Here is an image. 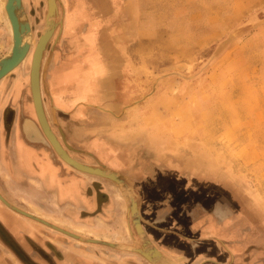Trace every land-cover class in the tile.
<instances>
[{"label":"rangeland","instance_id":"374dc122","mask_svg":"<svg viewBox=\"0 0 264 264\" xmlns=\"http://www.w3.org/2000/svg\"><path fill=\"white\" fill-rule=\"evenodd\" d=\"M2 1L0 16L11 34ZM32 5L29 11L33 14ZM45 5L46 17L47 0ZM36 6L40 7V3ZM73 9L75 13H71ZM45 17L42 21V17L37 16L38 23L41 21L37 26V20L32 18L35 39L43 30ZM57 17L64 23L60 49L63 45L69 49L75 39L81 42L85 39L107 46L115 45L113 40H117L121 46L130 44L135 45V49L145 50L136 55L135 64L128 66L134 90L129 96L131 106L126 115L129 119L123 121L124 113L116 111L112 116L110 111L93 107L86 118L87 130L91 131L90 135L105 141L118 140L120 132L124 136L129 133L128 140L133 142L129 148L134 147L135 152L130 153L134 156L126 161L135 162V159L152 156L158 151L162 154L145 157V162L150 163L145 167L146 172L151 173L148 176L142 171L137 176L131 175L125 168L127 163L124 167L118 161L121 166L117 168L126 179L125 191H121L129 205L119 192H115L124 201H120L121 207L113 208L110 204L108 209L112 211L102 218L120 214L121 218L126 216L148 222L158 216L169 221L175 217L185 225L197 208L210 202L209 192L213 188L207 184L217 182L242 186L248 199L264 209V0H58ZM61 24L57 22L44 55L58 38L57 27ZM10 48L11 45L6 53ZM56 50L57 44L53 52ZM51 61L52 55L46 60L43 57L45 80L41 83L44 104L49 109L52 101L45 82L48 71L55 70L58 64V61L52 62L51 66ZM29 62L28 56L27 61L19 65L21 74L18 78L12 79L9 73L7 78L0 80L2 126L5 125L4 106L8 102H11L9 105L17 102L14 100L20 97L22 87L26 98L31 97ZM121 65L120 81L127 71L123 69L127 64ZM11 80H14V93L10 89ZM116 99L123 97L118 95ZM6 124L8 128L13 121ZM124 124L127 127H118ZM122 140L128 142L126 138ZM145 150L147 153L143 152ZM83 160L94 162L93 166L102 163L89 156ZM96 178V185L103 187L109 182L113 187H119L108 178L98 175ZM91 191H94L93 187ZM213 192L217 194V190ZM97 195L101 205L112 199L99 189ZM11 210L15 216L25 215L15 208ZM101 211L100 206L78 215L72 212L71 216L93 218ZM127 218L130 232L131 223ZM18 219L24 221V229L14 231V234L0 224V264H59L61 254L49 240L39 241L32 236L34 231H27L26 221L37 220ZM9 220L15 227L17 222ZM38 224L45 230H53L51 232L57 230L43 222ZM162 224L168 225L166 221ZM149 230V234H155V228ZM57 231L58 239H69L68 234ZM41 237H45L44 234ZM79 241L83 245L89 243Z\"/></svg>","mask_w":264,"mask_h":264},{"label":"crops","instance_id":"0c3cea01","mask_svg":"<svg viewBox=\"0 0 264 264\" xmlns=\"http://www.w3.org/2000/svg\"><path fill=\"white\" fill-rule=\"evenodd\" d=\"M22 2L32 26H34V18L37 20L35 26L41 22L38 23V15L42 17V21L44 20L46 0H27L28 4L26 0ZM38 2L40 7L36 6ZM31 5L35 9L33 14L32 10L29 11ZM75 12L76 10L73 9L71 13ZM59 21L57 17L58 24L62 23L57 27L59 36L49 50L52 62L55 64L58 61V64L55 70L48 71L45 82L52 101L50 109L45 106L47 117L61 143L70 146H66L70 155L90 165L94 162L84 161L83 158L89 156L94 160H102V163H99L101 166L119 172L118 161L124 155L119 154V149H123L127 144L128 147L133 145V142L130 143L128 140L129 133L126 132L124 136L123 132H120L118 136L119 139L126 138L128 142L122 139L105 141L89 134L91 131L87 130L89 126L86 118L88 111L93 107L110 111L112 116L118 111L124 113L126 117L131 106L129 96L134 93L129 67L132 63L135 64L136 55L144 53L145 50L135 49V45L130 44L121 46L117 40L116 42L113 40L115 45L107 46L92 44L85 39L82 42L75 39L69 49L64 45L60 49V42L63 43L60 38L64 35V23L62 18ZM0 26V52L4 50L0 57L2 58L7 47L11 45V34L1 16ZM56 44L57 50L53 52ZM123 62L127 64L123 68L127 71H124L120 81L118 78ZM17 71H21L20 66L10 72L12 79L18 76H16ZM22 88L24 95V87ZM118 95L123 99L117 100ZM11 107L16 108L13 124H9L7 128L0 122L2 193L11 205L24 207L23 210L32 215L47 219L66 230L80 234L79 236L104 239L101 240L102 242H89L83 245L77 239H70L73 238L71 235L68 236V240L58 239L55 235L57 230L54 232L45 230L38 224L40 222L38 220L35 223L26 222L28 233L30 230L34 231L31 234L39 241L48 239L61 254V258H58L59 264H154L136 250L143 248L145 239L176 264H264V209L253 203L252 209L244 208L240 196H236L241 202L237 203L229 196V191L234 193L236 188L233 189L225 182L207 184V187L216 186L222 192V198L228 197V200L237 204L232 207V203H227L228 210H225L209 202L197 208L192 218H187L185 225L175 217L170 218V221L161 216L154 220L150 218L148 222L143 221L144 237L142 238L130 218L127 219L129 224L131 223V233L126 218H121L120 214L116 215V218H102L106 212L112 211L108 209L110 204L113 208L121 207L120 201L124 199L126 205H129L121 188L113 187L109 182L103 184V187L96 185L97 175L81 172L63 162L45 137L31 102L21 106L11 105ZM26 119L34 126L33 137L26 132ZM128 119L126 117L123 121ZM118 127L127 126L124 124ZM154 153L162 154L161 151ZM92 187L94 191H91ZM97 189L104 191L112 199L101 205ZM115 192H119L123 199ZM11 205L7 204V207L12 209ZM100 206L102 211L95 218H82L84 219L82 220L71 216L72 212L78 215L83 211L96 210ZM256 212L259 215H256ZM165 221L168 223L167 227L162 226ZM151 227L155 228V234H149L148 229ZM23 229V227L17 228L15 231L21 232ZM43 234L45 237H41ZM105 240L111 241L116 246L103 243ZM124 246L128 247L122 248Z\"/></svg>","mask_w":264,"mask_h":264},{"label":"water","instance_id":"95a60500","mask_svg":"<svg viewBox=\"0 0 264 264\" xmlns=\"http://www.w3.org/2000/svg\"><path fill=\"white\" fill-rule=\"evenodd\" d=\"M6 10L8 12L9 18L12 23L14 37H13V45L11 49L2 58H0V66H1L0 67V80L6 77L24 59V57L26 56L28 52V46H29L28 44H30V41H29L30 36H32L30 21L24 9L22 0H6ZM38 122L48 142L53 147L55 152L62 158V160H64L65 162H67L68 164H70L71 166H73L74 168L82 172L108 178L109 180L117 184L121 188L122 191H125V185H126L125 180L126 179L119 172L107 166H93V165L81 162L77 160L76 158H74L72 155H70L66 149L64 153L59 152V150H57V147L54 145L53 137H51L49 133L45 130V127H44L43 122L41 121V118L38 119ZM0 198L6 204L11 205L10 202L4 196H2L1 193H0ZM11 206L17 209L18 211H21L23 214L29 217H32L40 222H43L51 226L52 228H55L65 234L71 235L72 237H78V238L80 237L79 235L69 230H66L52 222L37 218L34 215L24 210H20L13 205ZM132 220H133L134 227L139 233V236L143 238L144 229L142 226V222L138 218H132ZM83 238L84 237H81V239L85 241V239ZM86 242L94 243V242H100V241H96V240H92L88 238ZM103 243H106L111 246H116L115 244L109 243V242H103ZM126 247L128 246H124L122 248H126ZM136 250L139 251L141 254H143L146 258H148L154 264H176L172 259H170L166 255L161 253L158 249H156V247L153 246L151 242L147 239H145V244H143V248H136Z\"/></svg>","mask_w":264,"mask_h":264},{"label":"bare ground","instance_id":"6f19581e","mask_svg":"<svg viewBox=\"0 0 264 264\" xmlns=\"http://www.w3.org/2000/svg\"><path fill=\"white\" fill-rule=\"evenodd\" d=\"M1 4L4 7V9L6 10V0L2 1ZM6 14H7L8 26H9L11 34H12L11 35L12 36L11 47H12L14 31H13L12 23H11V20L9 18L7 10H6ZM57 15H58V2H57V0H47V13H46V17H45L43 30L39 34L38 38L35 39V37H34V29H33V26L31 25V22H30L32 36H30V39H29L30 44H28L29 45L28 46V52H27L26 56L24 57V59L20 62V64H22L23 62H26L27 59H28V56H29V61H30L29 62L30 63L29 64L30 65V69H29V87H30V94H31L30 98L33 101V107L35 109L37 118L38 119L41 118V121L44 124L45 130L49 133V135L51 137H53V142H54V145L57 147V150H59V152L64 153L65 149L67 150V148L61 143V141L59 140L58 136L55 135L56 133L53 130V128H52V126H51V124L49 122V119L47 117L45 106H44L43 93H42V84H41L42 80H45V67L43 68V64H42L43 63L44 52H45V50L47 48V45H48V42H49L50 38L54 34V31H55V28H56V23H57ZM47 62L49 64V60ZM42 69H43V71H42ZM25 124H26L25 125L26 132L31 137H33V133H34L33 128H34V126L31 125V122L29 120H27ZM66 146L70 147L68 145H66ZM65 163L68 164L67 162H65ZM71 167H73V166H71ZM94 170H96V169H94ZM142 226H143V222H142ZM75 234H77V233H75ZM81 237H82V235L79 238L78 237H75V238L81 240L80 239ZM88 238L92 239V240H96V241L104 240V239L91 238V237H86V238L84 237L83 239H85V241H87ZM107 241L108 240H105L104 242H107ZM108 242L111 243L110 241H108Z\"/></svg>","mask_w":264,"mask_h":264},{"label":"flooded vegetation","instance_id":"af4514ba","mask_svg":"<svg viewBox=\"0 0 264 264\" xmlns=\"http://www.w3.org/2000/svg\"><path fill=\"white\" fill-rule=\"evenodd\" d=\"M26 4H28V2H27V0H26ZM36 36V35H35ZM44 58H45V60H46V58L47 59H50V53H49V51H47L46 52V55H44ZM51 63H52V61H51ZM21 74V71H17V73H16V76L18 75H20ZM18 76L16 77V78H18ZM15 78V79H16ZM20 78V77H19ZM14 79V80H15ZM24 79V78H23ZM13 80V81H14ZM13 85V82L11 83V87H10V89L12 90V92L14 93V90H15V86L13 87L12 86ZM26 94L24 93V95H23V88H21V95H20V97L19 98H16V100H14V101H17L16 103H14V102H12V105L14 106V105H18V106H21V105H24V104H26L25 103V101L27 100L28 102L30 101L31 103H32V101L30 100V98L29 99H27L26 98V96H25ZM25 96V97H24ZM15 99V98H14ZM43 100H44V95H43ZM9 104H11V102L9 103H7L6 104V106H4V109H3V115H4V123H5V125L7 126V124L6 123H8L10 120L11 121H13L14 122V118H15V113H16V108H14V107H11V105H9ZM9 105V106H8ZM44 106H45V104H44ZM17 115V114H16ZM4 125V126H5ZM28 134V133H27ZM29 135V134H28ZM57 135V134H56ZM30 136V135H29ZM58 138H59V136H58ZM60 140V139H59ZM65 145V144H64ZM124 149H125V151H124ZM135 148L133 147L132 149H130L128 146L127 147H124L123 149L122 148H120L119 149V154L120 153H122V154H124L123 155V158H120L119 159V163L122 165V166H124L125 167V164L127 165L125 168L128 170V172H130V174L131 175H135V176H137V174L138 173H140V171H142L143 172V174H146L147 176L149 175V174H151L150 172L149 173H147L146 172V170H145V167H147V166H150V163H147V162H145V157L146 156H142V158H138V159H135L136 161L135 162H133V160H130V161H126V158H131L132 156H134V155H131L130 153H132V152H135V150H134ZM124 152V153H123ZM144 153H147V151L145 150V151H143ZM144 155V154H143ZM126 156H128V157H126ZM149 156H151L150 154H149ZM152 156H155V157H158V154L157 153H154ZM133 158V157H132ZM77 160H79V161H81L80 159H77ZM140 160H143V162L142 161H140ZM118 161V160H117ZM82 162V161H81ZM149 164V165H148ZM121 165H117V166H121ZM150 176H152V175H150ZM218 183V182H217ZM217 183H215V184H217ZM214 184V183H213ZM226 184H228V185H230L233 189L234 188H236V190H235V192L233 193V192H230L229 191V196L231 197V198H234V200L235 201H237V203L239 202L237 199H236V196H240L241 197V199H242V202H243V204H244V208H250V209H252V200L249 198L248 199V196H246V190L242 187V186H240V185H237V184H230V183H226ZM211 188H213V190H211V192H209V194H211V196L210 197H208L209 198V200H210V203H211V205H215L216 207L218 206L220 209L222 208V209H225V210H228V209H226L228 206H227V203H232L231 205H232V207L234 206V205H236L237 203L236 202H232V200H228V197H226V198H222V196H221V194H222V192L216 187V186H213V187H211ZM238 188V189H237ZM215 190H217V194H215V192H213V191H215ZM0 193L2 194V196H4L6 199H8L3 193H2V191H1V189H0ZM212 195H213V197H212ZM131 201H132V199H131ZM133 202V201H132ZM239 203H241V202H239ZM242 206V205H241ZM17 208H20V207H17ZM22 209V208H21ZM18 211V210H17ZM13 211H11V209H9L8 207H7V204H5L1 199H0V224H2V226L8 231V232H10V233H12V234H14L13 232L15 231V230H17V228H21L22 227V223L24 222L23 220H21V219H18V218H26V217H24L23 215H19V216H15V214L14 213H12ZM228 213H229V211H227ZM231 212V211H230ZM230 215H232V217H234L233 216V214L232 213H230ZM14 216V217H13ZM93 218H95V216L93 217ZM113 218H116L115 216L113 217ZM125 218H127L126 216H125ZM227 218H231V216H227ZM9 219H13L15 222H17V224H15V227L14 226H12L13 224L10 222V220ZM27 220V219H26ZM27 222V221H26ZM27 223H33L32 221H30V220H28V222ZM35 223V222H34ZM32 237V236H31ZM20 243V242H19Z\"/></svg>","mask_w":264,"mask_h":264}]
</instances>
